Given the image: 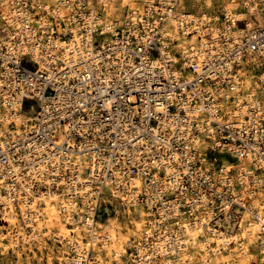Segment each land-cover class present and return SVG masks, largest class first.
I'll return each mask as SVG.
<instances>
[{"label":"built area","instance_id":"1","mask_svg":"<svg viewBox=\"0 0 264 264\" xmlns=\"http://www.w3.org/2000/svg\"><path fill=\"white\" fill-rule=\"evenodd\" d=\"M134 1L112 29L100 0H0V219L58 196L92 242L113 200L139 202L157 228L131 240L127 264H205L181 259L189 224L217 237L210 228L258 222L264 243V96L241 98L248 70L264 69V25ZM186 33L199 49L183 51ZM70 245L73 264L99 263L94 247L78 262Z\"/></svg>","mask_w":264,"mask_h":264},{"label":"bare ground","instance_id":"2","mask_svg":"<svg viewBox=\"0 0 264 264\" xmlns=\"http://www.w3.org/2000/svg\"><path fill=\"white\" fill-rule=\"evenodd\" d=\"M46 1L48 2V6H50L49 4L53 3L57 4V6L61 4V0ZM100 3H102V5L105 3L104 19L107 22L108 26L112 29L115 24L114 20L115 18H117V16L119 15L118 13L122 9L126 7L130 9L132 6H136L138 4L134 0L123 1L121 7L117 5V0H100ZM208 5H212L211 0L208 1ZM252 10L256 11V18H251L248 21V25L251 31L258 25H264V16L261 12H259V8L257 7V5ZM239 17L244 18L246 17V15L243 12L239 15ZM179 44L182 47L183 51L187 52L190 47H196L197 49H199L202 43H200V38L197 34L188 35L186 33L183 37H180ZM252 75L246 76L247 79L245 80V87L247 90H249V93L248 95H245V93H243L241 98L249 96V99L252 100V94H255L258 90L257 88L259 87V82L256 81L255 77H253ZM16 119L19 123L28 124L31 123V120L34 119V114L30 112H24L18 114L16 116ZM136 180L137 182L135 186H139L141 184V180L139 179V177L136 178ZM105 191H107L108 193L109 190L105 188ZM60 200L61 199L58 196H48V198L44 199L45 205L42 209L36 203H32L30 207L21 205V211H18V208L14 205H9L10 208L4 211V218L13 227L15 224H18L19 228L17 229V232L16 230H9L10 232L8 234L0 232V245L6 244L10 247L13 245L12 247L14 248L17 247V245L21 244L19 242V240L21 239L25 240L26 242H32V240H35V242L37 241V243L40 244V249L44 251L47 242L45 240L46 237L55 235L53 237L65 244V246H63L60 252H58L57 254V258L60 259L59 264H73V258L69 256L71 248L68 247V244L70 246V243L76 244L77 252L80 258L78 262L83 261L82 253L85 248L92 246L96 249V251H99V254L97 256L100 258L99 262H101L104 258L100 253L102 248L104 247L107 250V257L113 254L115 258H118V263H114L113 260H109L107 264H121L123 260L122 256L127 253V245L131 243L132 236H137L144 230H149V232L152 233L154 232V229L157 228L155 220H152V218L150 217V213L146 210L145 206L139 202H131L129 203L130 207L125 208L124 211H127L128 214L133 217L132 222L134 225L127 224L128 227H125L122 221H120V218L115 216L114 218H111L108 223L102 225V228L100 227V229H96L93 231L91 245L89 243V239L91 236L87 231H83L81 227L70 226L67 221H64L63 215L61 214V208L59 206ZM113 202L116 203V201L114 200ZM28 211L36 212L34 216H32L34 217V219L31 222H26V224H28L29 226H26L21 222L23 221V218L20 217V215L23 212L26 218ZM119 212L122 213L121 208H119ZM260 227V224L257 222L252 226L243 227L242 231H236L231 235H227L223 232L219 233V231H214L210 228L211 231L216 233L215 235L217 237H214L212 234L208 233L207 230H205L204 223H202V225L197 224L196 226H192L189 224L187 225V229L185 232L186 239H183L185 240V243L187 245L185 248H183L184 254L182 255L181 259L184 261V259L193 258L197 260L196 262L205 260V264H244L246 261H248L250 256L256 255L255 252L251 250L252 248L258 250V253H260L264 258V243L263 240L257 235V233H260ZM29 228H31V230H29ZM103 234L107 236V240L104 242V246L101 247L102 239H104L102 237ZM227 238L228 240L234 239L237 244L234 247L230 248L229 244L225 243V240ZM6 239H8L9 243L4 242ZM67 240L69 241V243ZM214 240L217 242V244L215 246H213L212 244L208 246L209 243ZM161 243L163 244V242ZM188 246H192L193 250L189 251ZM37 252L38 251H36L35 253ZM21 254L22 253L20 252V258L23 257ZM49 259V263L54 264L53 257L50 256ZM77 259L78 258H75L74 261H77ZM173 261L174 259H168L166 264H172Z\"/></svg>","mask_w":264,"mask_h":264},{"label":"rangeland","instance_id":"3","mask_svg":"<svg viewBox=\"0 0 264 264\" xmlns=\"http://www.w3.org/2000/svg\"><path fill=\"white\" fill-rule=\"evenodd\" d=\"M123 1H125V0H117V5L119 7H121ZM208 1L209 0H184L183 1V8L190 13H194L193 15L195 17H199V16L207 13V15H210V16L216 18L217 23H219V21L223 19L224 13L227 10L232 11L235 14L238 13V16L244 12L246 17H244V18L239 17L240 21L238 22V24L240 25V27H245L246 23H248V21L251 18H256V11L252 10L255 8L256 5L259 8V12H261L264 16V0H211V3H212V5H210L211 7L208 5ZM50 2H54V1H50ZM128 11H129L128 7L122 9L118 13L119 15L117 16V18L123 19L126 16V14L128 13ZM263 70H264L263 68L257 69L255 71L253 69H249L248 70L249 74L246 76H250L253 74L252 76L255 77V80L260 82L259 76L261 75ZM258 84H259L258 86H260V83H258ZM257 89H258L257 93L259 95L264 96V90L262 92V90H259V88H257ZM115 204L118 206L117 210H111L109 215L105 214L103 216V219L101 220L100 227L102 228V225L108 223L109 220L111 218H114L115 216L120 218V221H122V223L125 225V227H128V225H134L132 222L133 217L130 214H128L127 211H124V209H125L124 204H121L119 201H116ZM119 208L122 209V213L119 212ZM21 222L24 225L29 226L28 224H26L24 219ZM18 228H19L18 224H15L13 227L7 221L0 219V232L8 234L12 230H16V232H17ZM29 230H31V228H29ZM144 231H142V233L137 235V236H132V239H137V238L141 237L142 234L144 233ZM53 236H55V235H50L49 237H46L45 240L47 242H46V248H44V251L42 249H40V244L37 243V241L35 242V240H32V242H26L25 240L21 239V240H19V242L21 244L17 245V247H14V248L12 247L13 245L10 247L9 245L1 244L0 245V264H21V263H24V264H51V263H49V260H50L49 257L50 256L53 257L54 264H59L60 259L57 258V254H58V252H60L62 247L65 246V244ZM4 242L9 243L8 239H6ZM33 242H35V243H33ZM90 242H91V240L89 239V243ZM68 243H69V241H68ZM3 246L4 247L7 246V247L4 248ZM102 246H104L103 243H101V247ZM68 247L71 248V245L69 246V244H68ZM232 247H234V246H230V248H232ZM127 249H128V251L130 250L128 245H127ZM191 250H193V248H191ZM251 250L253 252H255V254L257 256L256 255H255L256 257L254 255L250 256L248 261H246L244 264H249V263L253 264L254 262L261 263V260L262 259L264 260L263 256L260 253H258V250H255L254 248H252ZM36 251H38V252L35 253ZM20 252L22 253L21 254L23 256L22 258H20V255H19ZM100 253H101V256L103 255L104 258L98 264H107L109 260H113L114 263H116V262L118 263V261H117L118 258L117 257L115 258V256L113 254H111L112 256L109 255L107 257V250L104 247L102 248ZM98 254H99V251L94 252V255L96 257L98 256ZM129 257L130 256L128 254H126V255L124 254L122 256L123 260H122L121 264H127ZM97 258H98V260L100 259L99 257H97ZM193 261L196 262L197 260L193 259Z\"/></svg>","mask_w":264,"mask_h":264}]
</instances>
